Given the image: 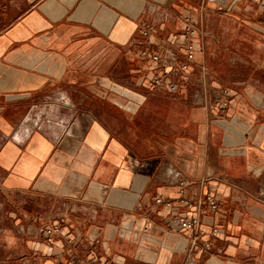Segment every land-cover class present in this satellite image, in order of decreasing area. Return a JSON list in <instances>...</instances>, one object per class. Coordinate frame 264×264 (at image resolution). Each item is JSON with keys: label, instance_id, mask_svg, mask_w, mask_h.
<instances>
[{"label": "crops", "instance_id": "0c3cea01", "mask_svg": "<svg viewBox=\"0 0 264 264\" xmlns=\"http://www.w3.org/2000/svg\"><path fill=\"white\" fill-rule=\"evenodd\" d=\"M0 194L66 206L0 264H264V0H0Z\"/></svg>", "mask_w": 264, "mask_h": 264}, {"label": "built area", "instance_id": "2783aa9c", "mask_svg": "<svg viewBox=\"0 0 264 264\" xmlns=\"http://www.w3.org/2000/svg\"><path fill=\"white\" fill-rule=\"evenodd\" d=\"M186 25L182 32V39L180 42L175 44V49L182 50L184 53V61L182 63L177 64L175 55L172 54V50L168 52L171 53L167 58H163L159 53H152L149 54L148 51L144 50L140 52V56L143 58H149L152 62H154L160 72L158 74H154L151 77V82L154 88L159 90H165L168 93H176L178 90L177 83L175 81L176 76L184 75L188 68L189 63L193 61V35L195 33L192 22L190 19H187ZM154 28L152 26H146L142 32L144 37H148L153 32ZM146 44H149V40H146ZM170 67H172L170 69ZM227 90H221L220 92H216L214 96L215 100L219 101L221 96H227ZM227 105V99L222 101L221 106ZM205 203L207 204L208 208L212 211H217L218 203L215 200L213 195H209L206 197ZM197 204V203H196ZM168 205V204H167ZM171 226L173 229H192L193 227L198 226V218L195 217H174L171 221ZM43 232L46 235V241L49 243L52 241L53 237L60 232V228L57 225H49L43 228ZM215 232V230H214ZM68 243L71 244L72 240H68ZM73 247V244L71 245ZM100 264V263H94Z\"/></svg>", "mask_w": 264, "mask_h": 264}, {"label": "rangeland", "instance_id": "374dc122", "mask_svg": "<svg viewBox=\"0 0 264 264\" xmlns=\"http://www.w3.org/2000/svg\"><path fill=\"white\" fill-rule=\"evenodd\" d=\"M65 207L63 204L55 205L54 202L47 200L41 202L38 207L37 203L33 204L30 198L26 196H21L20 194L5 196L0 194V230H2V234H0V258L6 252L10 254V252L14 251L17 244L21 246L20 243H17L14 236L21 230H23L24 235H28V233L31 234L35 231L36 226L39 225L43 229L52 225L55 221L59 223L57 226L61 229L64 224L59 219L66 212ZM38 214L39 223L36 224L32 215L37 216ZM8 260L9 263H15L13 258L9 257Z\"/></svg>", "mask_w": 264, "mask_h": 264}, {"label": "bare ground", "instance_id": "6f19581e", "mask_svg": "<svg viewBox=\"0 0 264 264\" xmlns=\"http://www.w3.org/2000/svg\"><path fill=\"white\" fill-rule=\"evenodd\" d=\"M66 105H67V104H66ZM29 117H30V116H29ZM30 121H31V120H30ZM30 121H29V122H30ZM26 131H27V130H26ZM21 133H22V130H21Z\"/></svg>", "mask_w": 264, "mask_h": 264}]
</instances>
